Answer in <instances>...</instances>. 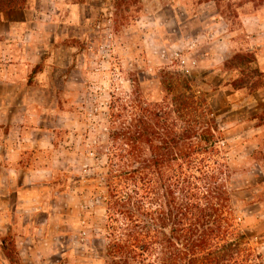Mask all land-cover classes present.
Returning <instances> with one entry per match:
<instances>
[{
  "label": "rangeland",
  "instance_id": "1",
  "mask_svg": "<svg viewBox=\"0 0 264 264\" xmlns=\"http://www.w3.org/2000/svg\"><path fill=\"white\" fill-rule=\"evenodd\" d=\"M176 4L177 18L163 11L156 24L149 15L157 8L152 1L116 0L106 15H95L88 27L79 29L80 38L73 30L76 36L65 42L74 49L73 59L47 108L53 148L31 156V161L40 159L49 168L48 203L54 205L48 223L49 264H106L101 180L108 175L104 155L112 143L110 107L120 100L130 105L142 100L162 103L174 93L161 84L166 75L187 79L208 101V119L221 129L219 147L231 170L228 186L235 215L247 243L264 264V117L254 119L252 111L241 110L232 95L248 96V89L235 91L231 85L243 73L248 85L258 83L253 75L258 69L256 55L239 52L253 54L254 63L243 68L232 65L235 53L219 70L209 69V29L222 33L223 23L214 27L221 19L237 42H246L241 19L257 15L264 20V0L248 4L222 0L221 13L213 1ZM1 241L5 254L12 252L18 261L13 238Z\"/></svg>",
  "mask_w": 264,
  "mask_h": 264
},
{
  "label": "trees",
  "instance_id": "2",
  "mask_svg": "<svg viewBox=\"0 0 264 264\" xmlns=\"http://www.w3.org/2000/svg\"><path fill=\"white\" fill-rule=\"evenodd\" d=\"M206 1L221 13L222 0ZM26 4L0 0V15ZM231 62L243 68L254 63L253 54L237 53ZM253 75L256 85L243 73L233 89L258 91L264 75L258 69ZM161 84L174 92L162 103L120 100L110 107L112 143L101 180L105 263L260 264L233 209L231 170L219 147L221 129L208 119V101L180 75H166ZM6 256L23 264L18 252V261L12 252Z\"/></svg>",
  "mask_w": 264,
  "mask_h": 264
},
{
  "label": "crops",
  "instance_id": "3",
  "mask_svg": "<svg viewBox=\"0 0 264 264\" xmlns=\"http://www.w3.org/2000/svg\"><path fill=\"white\" fill-rule=\"evenodd\" d=\"M115 1L27 0L23 9L0 15V264H11L1 241L6 236L13 238L23 264H49L48 223L54 206L48 203L49 168L40 159L31 161V156L53 148L47 108L73 59L74 49L65 42L80 38L79 29L88 27L95 15H106ZM149 1L157 6L149 14L156 24L164 12L177 18L178 0ZM219 20L214 27L223 23L222 33L209 29V69L217 71L232 54L246 51L255 53L264 74V20L257 15L241 19L246 42H237ZM241 93L232 95L240 109L262 119L264 79L255 93Z\"/></svg>",
  "mask_w": 264,
  "mask_h": 264
},
{
  "label": "built area",
  "instance_id": "4",
  "mask_svg": "<svg viewBox=\"0 0 264 264\" xmlns=\"http://www.w3.org/2000/svg\"><path fill=\"white\" fill-rule=\"evenodd\" d=\"M109 22H111V21H109ZM101 26H102V25H101V24H99V26L97 27V28H98V30H100V28H102Z\"/></svg>",
  "mask_w": 264,
  "mask_h": 264
}]
</instances>
